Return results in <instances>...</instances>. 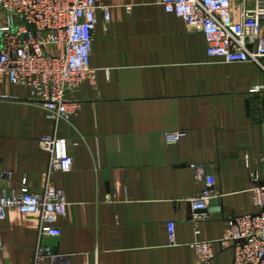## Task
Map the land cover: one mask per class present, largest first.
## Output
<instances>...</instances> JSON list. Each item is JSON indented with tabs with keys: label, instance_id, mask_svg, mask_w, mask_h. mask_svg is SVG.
I'll list each match as a JSON object with an SVG mask.
<instances>
[{
	"label": "crops",
	"instance_id": "obj_1",
	"mask_svg": "<svg viewBox=\"0 0 264 264\" xmlns=\"http://www.w3.org/2000/svg\"><path fill=\"white\" fill-rule=\"evenodd\" d=\"M106 2L111 18L97 11L90 53L95 79L67 94L80 102L68 122L47 119L28 89L0 75V169L10 173L0 176V195L26 180L32 192L62 190L67 203L57 237L39 238L37 215L9 210L0 264H33L38 241L54 255L44 264H204L193 242L217 240L228 218L259 211L250 190L251 175L264 184V57L208 56L201 31L159 0ZM176 130L185 136L167 144ZM53 134L68 140L72 166L48 178L38 141ZM190 164L215 178L219 204L191 210L204 183ZM213 250L210 264H232L231 246Z\"/></svg>",
	"mask_w": 264,
	"mask_h": 264
},
{
	"label": "built area",
	"instance_id": "obj_2",
	"mask_svg": "<svg viewBox=\"0 0 264 264\" xmlns=\"http://www.w3.org/2000/svg\"><path fill=\"white\" fill-rule=\"evenodd\" d=\"M167 14L181 19L186 26L198 29L207 44V54L226 63H260L264 57V0H159ZM251 2V5H250ZM130 10V6L127 8ZM97 11L104 23L111 18L106 0H0V75L15 86L26 88L29 98L40 104L47 119L55 124L68 122L79 110L80 102L67 94L86 80L94 82L90 53L98 23ZM259 87L252 88L253 91ZM7 98L0 95V99ZM185 132L165 134L167 144H175ZM39 147L47 152V177L53 172L70 170L72 156L66 138L42 136ZM196 182L204 188L188 201L193 212L207 208L220 196L216 181L199 164H190ZM8 181L10 173L0 169ZM251 202L255 214L233 216L217 240L191 244L197 260L210 264L213 244L233 248L232 264H264V184L251 175ZM67 203L62 190L47 185L42 192H32L26 180L18 192L0 195V222L9 210L39 217L38 234L57 237L56 219L66 215ZM195 214V213H194ZM197 216V215H195ZM170 241L174 225L167 227ZM54 259L49 246L38 241L33 264Z\"/></svg>",
	"mask_w": 264,
	"mask_h": 264
},
{
	"label": "water",
	"instance_id": "obj_3",
	"mask_svg": "<svg viewBox=\"0 0 264 264\" xmlns=\"http://www.w3.org/2000/svg\"><path fill=\"white\" fill-rule=\"evenodd\" d=\"M217 204H219V199L216 198L209 202V205H217Z\"/></svg>",
	"mask_w": 264,
	"mask_h": 264
}]
</instances>
